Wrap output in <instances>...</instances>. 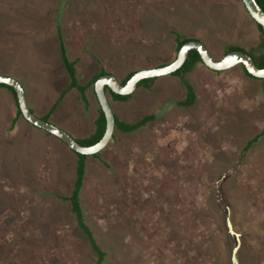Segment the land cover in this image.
<instances>
[{
    "label": "rangeland",
    "instance_id": "1",
    "mask_svg": "<svg viewBox=\"0 0 264 264\" xmlns=\"http://www.w3.org/2000/svg\"><path fill=\"white\" fill-rule=\"evenodd\" d=\"M105 1L108 3L112 0H99L96 6L103 8ZM176 1L160 0L164 4L168 2L170 6L175 3L173 11L156 6L139 9L141 18L151 20L144 25L156 28V32H153L157 33V39L161 38L166 25H173L179 26L185 33L201 35L209 49V44L223 49L235 41L248 49L250 44L253 47L258 41L257 29L239 0ZM74 2L77 8H69V11L75 15L84 5V0H72ZM96 2L87 0V8ZM30 3L45 6L39 0ZM218 7H221V22L215 19L218 17ZM28 10L20 8L19 0H0V73L20 82L26 90L29 103L31 97L28 91L36 89L38 97L35 100L40 98V103L34 114H38L51 105L63 87L61 72L65 70L58 49L57 53L53 51V41L47 31L41 29L38 33L35 21L22 20V16L30 14ZM64 12L69 13L68 9L61 10L52 14L51 20L56 18L61 23L64 17L65 21L67 16ZM102 16L103 12H96L83 18L98 19ZM190 22L192 27L187 25ZM22 23L33 34V37L24 41L17 36L22 31ZM231 23H235L239 29L234 31L229 27ZM62 25L67 28L66 23L62 22ZM149 31L145 30L146 33ZM87 32L94 38L92 30ZM134 46L129 47L130 52L134 51ZM99 47L110 49L117 60L127 59L130 54L127 49L118 54L115 46L107 44L105 47L99 44ZM156 49L167 53V60L171 59L170 46L159 43L154 48H147L151 51ZM214 50L217 53V49ZM137 52L134 54L141 57ZM88 54L81 61L83 64L88 60V69L78 76L81 82L85 81V74L93 69L91 61L95 56L90 51ZM137 58L131 62L138 64L142 61ZM187 78L196 90L194 105L179 108L176 100L182 99L183 94L182 88L180 93L178 91L179 95L176 94L178 87H174V76L158 77L151 90L142 89L130 109L136 118L154 109L155 119L147 130L140 135H122L120 139L109 141L101 152L100 157L104 158L110 152L109 147L114 148L118 144L124 149H131L132 144H136V148H133L134 170L132 174L123 176L116 186V192V187L109 191L115 183L107 188L102 186V189L97 185L93 177L99 174L98 168L94 167L86 175L80 201L85 222L96 243L106 253L102 264H231V250L236 242L227 231V209L232 228L239 239L236 254L238 264H258L257 261L264 264V137L250 147L245 158H238L244 141L252 137L249 127L251 130L252 125H256L259 129L264 125V97L260 92V84L237 75L232 69L219 73L195 70ZM88 94L93 103L94 97L90 92ZM79 103L77 91L73 90L57 107L53 122L73 136L75 133L89 132L92 128L90 119L94 118L93 113L83 116ZM3 104L2 98L0 110L5 108ZM92 109L95 112L96 106ZM111 109L115 112L116 107L111 106ZM238 109L248 113L259 111L263 115L260 119L253 115L251 120H247V115ZM242 116H246V120ZM230 118L236 119L233 121H237V125L231 124ZM245 123L248 132L241 140L240 134L233 133L238 125L243 126ZM42 134L45 135L42 130L20 119L13 137H10L12 151L6 149L1 156L12 160V168L19 166L21 169H31L32 164L39 160L46 164L44 168H47V173L48 167H62L66 160L70 166L69 158L75 155L60 140L49 135L53 149L44 153L47 162L43 157L31 160L28 155L21 153L26 150L32 153L33 149L36 153L40 152L37 144L43 143L39 136ZM23 144L28 145L21 147ZM4 161L7 162L6 159ZM87 162L98 163L96 158L91 157ZM3 168L0 163L1 173L11 171L9 166ZM57 172L54 171V175ZM61 173L59 169V175ZM48 175H52V172L49 171ZM5 178L1 179L3 185H0V264L94 262L95 255L75 225L68 204L54 199L52 194H66L70 184L64 185L67 188L58 186L48 189L52 185L50 176L47 178L50 183L44 186V190L33 191L37 193L36 199L27 208L22 199L27 198L31 190L14 188L15 185H24L18 182L22 179L16 173L11 176L12 179L10 176ZM40 184L44 185V180H40Z\"/></svg>",
    "mask_w": 264,
    "mask_h": 264
},
{
    "label": "crops",
    "instance_id": "2",
    "mask_svg": "<svg viewBox=\"0 0 264 264\" xmlns=\"http://www.w3.org/2000/svg\"><path fill=\"white\" fill-rule=\"evenodd\" d=\"M67 1H68L67 4L69 3L70 7H68V5H67L68 8L64 7L62 9V10L68 9V12H69V13L64 12L67 16L66 19L68 18V21H66V19L64 21V17L62 20L63 23L67 24V28L62 25V22L60 23L58 20H56V18H54V20L52 21L51 20V18H52L51 14H50V16H47L46 19L42 21V23H39V24L37 23L35 28H36V30H38V33L41 29H44L47 31L49 38L51 39V41H53V45H54L53 51L54 52L56 51V53H57V49L59 51V48H58L57 37H56L57 36L56 24H59L60 34H61V37L63 39L65 49L67 51V56H68L70 61H76L75 68H76L77 78L79 75H81V72L83 70L88 69V66H87L88 60L83 64L81 63V61H83V59H84V55L85 54L89 55L88 51H90L91 55L95 56V58L93 59L94 61L93 60L91 61L93 64V69L90 72H87V74H85V81L84 82L79 81L81 84L86 83L88 80V77L98 70V67H99L98 63L104 68V70L107 73L112 74L119 81V79L127 71V69L125 68L127 63L129 61H132V59H133L132 54L135 53V51L130 52L129 47H132L135 44H138V46L136 45V47H137L136 49L138 51L136 54L140 53L141 56H145V57H148L150 54H156V55L163 54L162 52H158L157 49L155 51L147 50V48H151V47L154 48L155 44L159 45V43L160 44L165 43V45L170 46V50H172L171 46L173 45V40H172V36L170 35V33H168L169 30H175L180 34L187 35L189 37L197 38L199 36L196 34L195 35L189 34L188 31H190L191 28H189L188 31H186L188 33H185V32H183V30L180 29L179 26L166 25L165 29H164V33L161 34V38L157 39V33L153 32V31L156 32V30H155L156 28H153L152 26L146 27L144 25V24H149L151 22V20L150 19L146 20L144 17L141 18L140 11H139L140 8L144 9V8H149L151 6H156V8L158 7V8H163L164 10H167V11H169V10L173 11L176 8L175 3H171V6H170L168 4V2H166V4H164L163 2H160V0H115V1L112 0L111 2H108V3L105 1V6L103 8L101 7L99 9L96 6V4H98L99 0H96L97 2L94 3L93 6H89L88 8L86 6L87 0H84V5L80 6L79 12H76L74 15V14L70 13L69 8L73 7L74 9H76L77 5L75 4V2L73 4L72 0H67ZM171 1L177 3L176 0H171ZM57 2H59V1H57V0L49 1L48 0L47 5L43 6V8H40L37 6V4H35L34 9H35V11H38L42 14L43 13L48 14L49 11H51V12H53V14H55L54 6L57 5ZM81 4H82V2H81ZM22 5H23L22 2L19 0L20 8L25 9L26 7L24 5L23 6ZM164 6H166L167 8H165ZM211 8H213V7H211ZM220 8L221 7H218L216 12H219ZM30 9H32V8H30ZM96 12H103V16L101 18H98V19L97 18L94 19L93 17H84L83 18V16H85L87 14H94ZM36 14H39V13H36ZM136 14H138V17L137 16L135 17ZM217 14H218V17L215 18V16H214V18L217 19L218 22H221V21H219V15H221L220 12ZM69 15H71V16H69ZM145 15H148V13ZM154 19H156V18L154 17ZM91 22H94V23H91ZM84 23H87V24H84ZM88 23H91V25H88ZM187 25H190L192 27V22L188 23ZM68 26H70V27H68ZM229 27L232 28L234 31L239 29V27H237L235 23H231L229 25ZM229 27L227 26V28H229ZM79 28L82 30L81 32H79ZM182 28H184V27L182 26ZM146 29H149L150 31L146 33L145 32ZM87 30H92L94 38L90 37L87 34L88 33ZM216 30L219 31V29H216ZM24 31H26V33ZM30 32H31L30 29H28L27 27H23V23H22V31L17 36H18V38L22 39V41H24V40H27L29 37H33V34L31 35ZM119 35H120V37H119ZM134 35H136L135 38H133ZM166 35H167V38H166ZM200 36L197 39H199L200 42L203 43L202 38ZM164 38H165V41H162V39H164ZM119 39L122 40L121 44H119ZM0 42H1V37H0ZM235 42H237V41H235ZM231 43H233V42H231ZM99 44L104 46V47L106 44L111 45V46H115L118 54H120L121 51H123L124 49H127V53L130 52V54H128L127 59L117 60L114 57L116 55H114V53L111 52L110 49L108 50V49H105L103 47H99ZM255 44L256 43H254V45ZM204 46L207 48L210 56L213 59L217 60L216 57L219 55V51H220L219 49H217L218 46H216L215 44H209V47L211 49H209L205 44H204ZM249 46L252 47L251 44ZM253 47H255V46H253ZM215 48L217 49V53L214 50ZM167 57H168L167 55L164 56L165 59H167ZM162 58H163V56H162ZM60 62H61V60H60ZM131 64H133V63L131 62ZM111 68H113V70H111ZM232 68H230L228 70H231ZM140 69H147V68L141 66V67H139V70ZM195 70L205 71L206 73H214L215 72V71H207V70L202 69L200 67H197ZM120 71H122L121 74H120ZM61 74L63 76V84H62L63 87L58 91L56 98H55V100L52 101L51 105L45 107L43 109V111L37 112L38 114H34V111L36 112L37 109H39L38 107H39V103H40V98L38 100H35L38 97V93H37L36 89L35 88L29 89L28 93L31 97V102L29 103L27 100V97H26L27 96L26 90L24 89V87L19 82V84L22 86V88L24 90L28 109L36 117L40 118L43 115H45L49 111V109L56 103L55 109L48 119V122L53 124V125H54L53 122L55 121V116L57 113V107L64 100H66L67 96L70 93H72L73 90L75 91V89L69 90L57 102L59 95L61 94V92L64 89H66V87L68 85L67 74H65L64 71H62ZM3 75H5V74H3ZM7 76H9V75H7ZM173 84H174V87L175 86L178 87V88L175 87L176 92H177L176 94H178V91L180 93V89L182 88L181 94H183L182 95V99H183V97H184L183 87L180 84V82L178 81V79L175 77H174ZM153 86H154V84H153ZM153 86H152V88H153ZM192 86H193V84H192ZM142 89L143 88H140L139 91H134L133 94L131 95V97L126 102L110 101L109 102L110 107L111 106L116 107L115 112H113V110H112L113 114H116L121 121L128 122V123L137 121L141 117L145 116V114H141V116H139V118H136L134 113L132 112V110L130 111V109L132 107L131 105L135 102V100H137L139 98V96L142 92ZM194 89H195V87H194ZM88 90L92 94L91 90L90 89H88ZM88 90L86 91L87 97H88V105H85L81 101L80 95L78 92H77V99L82 104L81 105L79 103L80 109H82V111L84 113L83 116H85L86 113H93L92 115L94 116V118L90 119V124H92V126H91L92 128L90 129L89 132H87V133L85 132L84 134L83 133H78V134L75 133V136L68 133L74 139L83 138V137L87 136L93 130V122H94V119L97 115V105H96L95 100H94L95 103L94 102L92 103L91 99L89 98ZM135 92H137V93H135ZM176 94H175V96H176ZM195 94H196V90H195ZM196 96H197V94H196ZM2 98L4 99L3 107H5V108L3 110L2 109L0 110V146L3 147L2 149H0V163H2L3 166H5L6 164H5L4 160L8 159L9 157L7 158L4 156H1V154L6 149L8 151H12V147H13L12 141L10 140V137L11 138L13 137V133H11V132L8 133L6 131L7 127L10 124V121L12 119V115H11L12 110L10 107L11 106L10 95L4 89H0V99H2ZM182 99L176 100V105L179 108H181V106L178 105V102L181 101ZM94 106H96L95 112H93V109H92V108H94ZM157 107H155V108H157ZM184 108H188V107H184ZM31 109H33V110H31ZM151 113L154 114V109L151 110L148 114H151ZM17 124H16V126H17ZM122 135L125 136L126 134L118 133L116 131L114 134V138L111 139L110 141L116 140L117 138L120 139V136H122ZM39 136H40V138L43 139L42 144H37L38 145V151H40V152L36 153L35 150L33 148H31V149H33L32 153H29L30 150L22 151L21 153H24L23 155H25V154L28 155V158H30L31 160L34 159V157L35 158L43 157V159L46 161L47 158H45L44 153L50 149L51 150L53 149V146L51 145L52 142L50 141V139L48 138V135H46V134L45 135L42 134V136L41 135H39ZM1 139H3V143H1ZM7 142H9V143H7ZM134 143L132 144L131 149H129V148L124 149L121 145L117 144L114 148L109 147L110 152L108 150L107 152H109V154L107 153V156L105 155L104 158L100 157V155H99V158L102 161L106 162L110 168H106L97 159L96 160L98 161V163H95V162L94 163H88L87 160L89 157H91V156H88L87 159L85 160V170H84L82 188L84 186V181H85L86 175L88 174V171H91L94 167L98 168L97 171L99 174L95 175L93 178H94L95 182H97V185L100 188L102 186L107 188V187H110L111 184L115 183V185L113 184V185H111V188H109V191H110V189L118 186L119 182L123 178V176L128 175V173H131L134 170V165H133L134 158L133 157L135 154V150L133 148H136V146H135L136 144L134 145ZM11 145H12V147H11ZM24 145H28V144H23V145H21V147H23ZM107 146H108V144H107ZM14 150H18V149L15 148ZM102 151L103 150H101V152ZM18 154H19V152H18ZM73 157H74V160H72ZM91 158H93V157H91ZM93 159H95V158H93ZM69 161H70V166H68L69 162L67 163V160H66L65 162H63L62 167L61 166L56 167L55 165L48 167L47 171H48V173H49V171H51L52 175H48V173L45 170L47 168H44V166H46V164H44V162L42 160H39L38 162H34L32 164L33 167H31V169H27V168L21 169L19 166H17L14 168L15 173L18 175L20 180L22 179V181H23V182L22 181H18V182L22 183L24 185H19V186L15 185L14 188L15 189L44 190L45 189L44 186H48L50 183V182L48 183L47 178H50V176H51L52 185L50 187H48V189H52L53 187H58V186L60 188H64V187L67 188L64 185L70 184L69 185V191H67L66 194H60V193H54V192L52 193L55 196L54 199L61 201L56 196L57 195H59V196L69 195V193L72 189V186H73L74 178H75L74 169H75V165H76V157L75 156L70 157ZM52 162H53V156H52ZM101 165H102V167H101ZM42 168H44V169H42ZM59 169L62 170V173L60 175H59ZM57 170H58V172L56 173V175H54V171H57ZM94 173L95 172H93V174ZM28 176H29V178H28ZM31 180H32V182H30ZM40 180H44V185L40 184ZM31 185H33L34 188ZM38 185H41L43 188H40L41 186L39 187ZM82 188H81V191H82ZM116 189H117V187H116ZM81 191H80V196H81ZM107 192H108V190H106L105 197L109 196L107 194ZM61 202H63V201H61ZM69 211H70V207H69Z\"/></svg>",
    "mask_w": 264,
    "mask_h": 264
},
{
    "label": "trees",
    "instance_id": "3",
    "mask_svg": "<svg viewBox=\"0 0 264 264\" xmlns=\"http://www.w3.org/2000/svg\"><path fill=\"white\" fill-rule=\"evenodd\" d=\"M20 1L22 2V4L26 8L29 9L28 11H30V14L28 16H22L21 17L23 21H25V20L29 21L31 19V20L35 21L34 22L35 24H37V23L39 24V23H42V21L45 20L47 16H50V14L51 15L53 14V12H51V11H49L48 14L47 13L42 14L38 11H35L34 4H29L30 2H32L34 0H20ZM39 1L41 3H43V5H45V6L47 5V2H48V0H39ZM49 1H53V0H49ZM57 1H59V2H57V5L54 6L55 13L61 12V10L64 7H66V8L70 7V4L69 3L67 4V2H68L67 0H57ZM255 2L259 6V8L264 11V0H255ZM28 5H30L31 7ZM67 5H68V7H67ZM30 8H32V9H30ZM40 8H43V6ZM243 10L246 12V10L244 8H243ZM36 13H39V14H36ZM246 14L248 15L247 12H246ZM248 17L250 18L249 15H248ZM250 20L252 21V23L254 24V26L256 27L257 32H258V41L256 42L255 47H250V48L246 49L242 44H240L238 42L230 43V44L226 45L223 49H219L217 47V49L220 50L219 55L216 57L217 60L222 58V56L229 51L239 50V51H242L244 53H247L252 58V60H253V62L257 68H264V37L262 34V29H261V26L256 24L251 18H250ZM168 33H170V35L172 36V40H173V45L171 46L172 47L171 59L167 60L164 58V56L167 55V53H163V54H159V55L150 54L148 57H145V56L140 57V56H136L135 54H132V58H133L132 60H135L138 57L137 59L142 60V61H140L138 64H136L135 62L133 64H131V61H129L127 63V65L125 67L127 69V71L119 79L120 84H124L136 71L139 70V67H141V66L146 67V68H155V67H161V66L171 62L175 58V55H176L178 49L185 42H187L189 40L200 41L197 38L189 37L187 35L180 34L175 30H169ZM56 34H57L56 37H57V43H58V48H59V55H60L61 64H62V66H63V68L67 74V77H68V85H67L66 89H64L61 92V94L59 95L57 102H58V100H60L63 97V95L66 92H68L71 89H75L79 93L81 101L85 105H88V97H87L86 91L88 89L91 90L92 96L94 97V100H95L96 105H97V115H96L94 122H93V130L87 136L80 138V139H75L79 144H81L83 146H90V145L96 143L101 138V136L104 132V129H105L104 116H103V113L101 112V110L98 106V103L96 101V98H95V95L93 92V84L99 76L104 75L107 72L98 63V66H99L98 70L88 77V80L86 83L81 84L77 78V73H76V68H75L76 61H70L68 56H67V51L65 49L63 39H62L61 34H60L59 24H56ZM135 36L136 35H134L133 38H135ZM135 45L138 46V44H135ZM136 48L137 47L134 46L135 52L137 51ZM257 50H258V52L255 53V51H257ZM162 56H163V58H162ZM197 67H200V68L205 69L207 71H211L202 64L198 53L195 50H190L188 52V56L185 59L183 65L179 69H177L175 72L170 74L171 76H174L175 78H177L183 87L184 97L181 101L178 102V105H180L182 107H190V106L194 105V103L196 102V94H195L194 86H192V84L189 82L187 77ZM232 69L235 70V73L237 75L258 82L260 84V92H261L262 96L264 97V78L257 79V78L250 76L244 70V68L241 65H237V66L233 67ZM214 73H219V72H214ZM157 78L143 79V80L138 82L137 88H143L145 90H151V88H152V86H153V84ZM0 89H4L10 95V99H11V106L10 107L12 110V113H11L12 119H11L10 124L7 127L6 131L8 133H10V132L13 133L18 121L20 119H22L23 121H25V120L22 118L21 113L19 111L16 96H15L13 89L7 85H4V84H0ZM105 94L108 95L112 101L126 102L131 97V95L133 93L130 95H125V96L116 95V94L112 93L108 88L105 87ZM55 105H56V103L49 109V111L45 115L40 117V119H42L44 121H48L50 115L53 113V111L55 109ZM238 110L241 113H243V115L244 114L247 115V117L245 116L247 120H249V119L251 120L253 115H255L256 118H259V119L262 118V115H263V114L259 113V111H256L259 113L258 114V113H255V111L248 113L242 109H238ZM113 115H114V132H113L111 139L114 138V134L116 131L118 133H122V134H126V135L135 134V133L136 134L139 133V135H140L141 132H143L144 130H147V127H149L147 125L150 124L155 119V115L153 113H151V114H147V115L141 117L137 121L128 123V122L121 121L116 114H113ZM245 117L242 116L241 118H244V120H246ZM229 120H230L229 122L231 124L237 125V121H233L236 119L230 118ZM25 122H27V121H25ZM240 126L241 125H238L237 129L235 130V132L233 134H240L241 140H244V138H242V137H244L245 134L248 132V129H247L248 127H247L246 123H245V125L241 126L242 129H240ZM252 126H253V128L251 130H253V131H251L250 127H249V133H251L252 137L244 141L243 146L240 148V154L238 155L239 159L245 158L250 147L252 145H254L255 143H257L260 138L264 137V125L259 129L256 128L257 127L256 125H252ZM44 133L46 135L52 136L49 133H46V132H44ZM52 137H54V136H52ZM150 140H151V138H150ZM7 143H9V142H7ZM72 153L76 157V165H75V169H74L75 178H74L72 189H71L69 195H66V196L57 195L56 197L59 198L61 201L68 203V205L70 207V212L74 217L75 225L80 230V232L83 234V236L85 237L91 251H93V253L95 255V260L92 264H102L105 257H106V253L96 243L95 238L92 234V231L90 230L89 226L86 224L85 215H84L82 205H81V201H80V191H81V188L83 185L85 160L87 159L88 156L80 155V154H77L74 152H72ZM100 153H101V151L96 153V154L91 155V157L96 158L106 168H110L106 162L102 161L99 158ZM6 160H7V162H5L6 165L4 166V168L9 166V168H11V171L9 173H7V172L1 173L2 169H0V173H1L0 174V185H3L2 181H1L2 178H5V176H10V178H11V176L14 175V173H15L14 167L12 168L10 166V165L14 164L13 162H11L12 160L10 158H8ZM139 164L141 165L142 163L139 162ZM137 172H138V170H137ZM7 182H8V180H7ZM10 182H11V180L9 181V183ZM12 184H14V182H12ZM28 190H30V189H28ZM33 191H35V189L34 190L31 189L29 196L27 198L22 199V203H23L24 207L30 208V204H32V202L35 201V199H36L35 196H37V193L34 194ZM114 191L116 192L117 189H114ZM218 206L220 207L221 205L219 204ZM224 262H225V259H224ZM257 263L259 264L258 261H257Z\"/></svg>",
    "mask_w": 264,
    "mask_h": 264
},
{
    "label": "water",
    "instance_id": "4",
    "mask_svg": "<svg viewBox=\"0 0 264 264\" xmlns=\"http://www.w3.org/2000/svg\"><path fill=\"white\" fill-rule=\"evenodd\" d=\"M240 2L250 18L256 24L261 26L264 37V11L259 8L255 0H240ZM190 50H195L198 53L202 64L211 71L222 72L236 65H241L250 76L257 79L264 78V68H257L252 58L247 53L239 50H232L225 53L219 60H215L210 56L203 43L197 40H189L178 49L175 58L171 62L161 67L140 69L136 71L124 84H120V82L109 73L101 75L95 80L93 84V92L98 106L104 116L105 129L101 138L90 146H83L79 144L73 137L61 128L33 115L28 109L22 86L14 78L0 74V84L7 85L13 89L19 111L25 121L59 139L72 152L80 155L91 156L100 152L107 146L114 132V115L107 99V95L105 94V87L116 95H130L137 88L139 81L169 75L179 69L183 65ZM226 227L228 233L235 238L236 242L231 250V264H238L236 254L239 248V239L238 235L232 228L228 209Z\"/></svg>",
    "mask_w": 264,
    "mask_h": 264
},
{
    "label": "flooded vegetation",
    "instance_id": "5",
    "mask_svg": "<svg viewBox=\"0 0 264 264\" xmlns=\"http://www.w3.org/2000/svg\"><path fill=\"white\" fill-rule=\"evenodd\" d=\"M227 70H225V71H227ZM222 72H224V71H222ZM107 99H108L109 102L112 101L108 95H107Z\"/></svg>",
    "mask_w": 264,
    "mask_h": 264
}]
</instances>
